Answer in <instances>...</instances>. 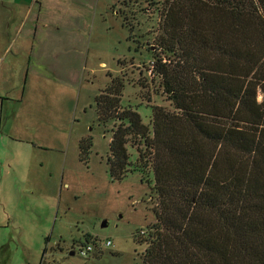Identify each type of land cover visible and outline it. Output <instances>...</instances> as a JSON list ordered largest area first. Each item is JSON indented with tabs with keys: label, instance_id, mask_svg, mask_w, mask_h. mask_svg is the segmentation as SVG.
<instances>
[{
	"label": "trees",
	"instance_id": "1",
	"mask_svg": "<svg viewBox=\"0 0 264 264\" xmlns=\"http://www.w3.org/2000/svg\"><path fill=\"white\" fill-rule=\"evenodd\" d=\"M158 5L149 70L171 110L147 107L144 124L137 106L123 104L118 77L95 98L97 122L113 124L110 177L138 173L152 185L156 222L134 236L141 264H264V0ZM78 145L87 165L92 139Z\"/></svg>",
	"mask_w": 264,
	"mask_h": 264
},
{
	"label": "rangeland",
	"instance_id": "2",
	"mask_svg": "<svg viewBox=\"0 0 264 264\" xmlns=\"http://www.w3.org/2000/svg\"><path fill=\"white\" fill-rule=\"evenodd\" d=\"M26 1L32 6L35 0ZM36 1L42 3L39 19L33 12L32 26L27 24L14 47H8L7 73L0 78V96L9 99L4 104L16 115L7 150L13 166L0 164V247L8 245L0 264L10 258L13 264H39L41 259L43 264H141L144 246L134 236L147 233L156 222L152 185L138 173L121 181L110 177L113 124L97 122L95 98L118 77L124 83L123 104L137 106L144 124L151 120L147 107L171 110L149 70L157 53L158 0H150L153 5L137 0ZM35 31L41 33L30 55ZM6 45L0 44V52ZM30 57L33 64L24 78ZM70 62L80 64L76 81L67 70ZM87 137L92 148L84 165L78 144ZM128 152L132 160L138 156L135 147ZM85 234L98 242L83 257L77 250L85 244Z\"/></svg>",
	"mask_w": 264,
	"mask_h": 264
},
{
	"label": "crops",
	"instance_id": "3",
	"mask_svg": "<svg viewBox=\"0 0 264 264\" xmlns=\"http://www.w3.org/2000/svg\"><path fill=\"white\" fill-rule=\"evenodd\" d=\"M42 9V3L38 1H34V5L30 6L29 3H27L26 0H0V44L7 42V45L3 47V49L0 52V78L2 77V73L5 70L7 73V69H4L3 65L5 63V53L8 50V47H14V44L17 42L19 38L22 37L24 33L25 26L27 24H31L33 21L30 19L31 14L40 15ZM36 16V17H37ZM39 19V16H38ZM18 22V24H17ZM30 26L29 32L32 31ZM37 31V29H36ZM34 34V38L29 39L31 35L27 34L28 41L32 40L30 46H28V54H32L34 51V44L36 43L38 34L41 33L40 31L36 34ZM27 50V49H26ZM27 52V51H26ZM31 57L29 61L27 62V67L25 69V75L24 78L28 77L29 71L31 68ZM79 65L76 62H70L69 65H67V70L74 74L72 75V78L74 81L77 80L79 77ZM4 100H9L8 98H3L0 96V164L5 169V167L13 166V161L8 157L7 150L9 149L10 141L12 140L13 135H11L10 127H12L13 120L15 119L16 115L14 116V113L12 111V108L9 109L7 104H4ZM13 100V99H11ZM23 100V93H21L20 97L16 100L18 102ZM20 128H25L20 125ZM14 138V137H13ZM80 141V140H79ZM29 143V142H28ZM36 149V148H35ZM40 150V147H38ZM43 159H46L43 157ZM71 255V254H70ZM74 255V253H73ZM44 257V256H43ZM8 264H13L15 262L14 258H10L7 260ZM43 260L41 259L39 264H43Z\"/></svg>",
	"mask_w": 264,
	"mask_h": 264
},
{
	"label": "built area",
	"instance_id": "4",
	"mask_svg": "<svg viewBox=\"0 0 264 264\" xmlns=\"http://www.w3.org/2000/svg\"><path fill=\"white\" fill-rule=\"evenodd\" d=\"M110 245H111L110 241H107L106 242V246H110ZM91 252H92V246L86 245V244H84L83 246L79 247V249L77 250V253L80 256H83V257H86Z\"/></svg>",
	"mask_w": 264,
	"mask_h": 264
},
{
	"label": "flooded vegetation",
	"instance_id": "5",
	"mask_svg": "<svg viewBox=\"0 0 264 264\" xmlns=\"http://www.w3.org/2000/svg\"><path fill=\"white\" fill-rule=\"evenodd\" d=\"M70 249H71V250H70ZM70 249H69V250H70V253L73 252V248H70ZM70 253H69V254H70ZM73 253H74V252H73Z\"/></svg>",
	"mask_w": 264,
	"mask_h": 264
},
{
	"label": "water",
	"instance_id": "6",
	"mask_svg": "<svg viewBox=\"0 0 264 264\" xmlns=\"http://www.w3.org/2000/svg\"><path fill=\"white\" fill-rule=\"evenodd\" d=\"M70 254L73 255V252H71Z\"/></svg>",
	"mask_w": 264,
	"mask_h": 264
}]
</instances>
